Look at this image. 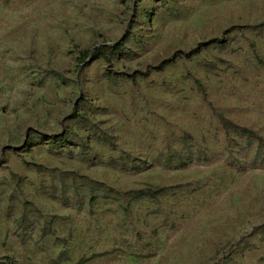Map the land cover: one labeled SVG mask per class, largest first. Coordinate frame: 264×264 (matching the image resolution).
Wrapping results in <instances>:
<instances>
[{
	"label": "rangeland",
	"instance_id": "1",
	"mask_svg": "<svg viewBox=\"0 0 264 264\" xmlns=\"http://www.w3.org/2000/svg\"><path fill=\"white\" fill-rule=\"evenodd\" d=\"M262 22L264 0H0V264H264Z\"/></svg>",
	"mask_w": 264,
	"mask_h": 264
},
{
	"label": "trees",
	"instance_id": "2",
	"mask_svg": "<svg viewBox=\"0 0 264 264\" xmlns=\"http://www.w3.org/2000/svg\"><path fill=\"white\" fill-rule=\"evenodd\" d=\"M259 27H264V22H262ZM212 42H216L218 43L219 40L215 39ZM121 44H116L114 46H108V45H100L98 47H96L95 49L92 50H85L83 52H81L79 54V56L76 58L78 61L79 66L82 65H88V63L90 61L96 60L98 58H103L105 60V62L107 64H111V60L112 58L120 51V46ZM207 45V44H206ZM201 52V46H198L197 48L193 49L192 51L188 52L185 54L186 57H190L193 55H197ZM162 66V65H161ZM160 66V67H161ZM54 75L58 76V78L61 81H65L64 78L62 76H60L57 72H52ZM200 85V83H198ZM84 107L82 104H78L77 106V112L79 113L80 111H83ZM219 120L221 122V124L223 125L224 128L228 129L230 127L235 128L237 131L240 132V134L245 137L246 139H252L254 141H257L260 145L262 144L263 140L262 138H260L257 134H255V132L251 129H247V128H242V127H238L234 124H232L231 122H229L226 118H224L223 116L219 117ZM67 138L66 135H63L61 137V139L63 141H65ZM166 189L165 188H155V189H150L147 193H141L138 194L136 196V199H141L144 197H149L150 199H157V197L162 194L163 192H165ZM96 199H93V201H95ZM66 254L67 252H62L59 256V260L55 263V264H60V260L64 259L67 260L66 258ZM110 253H102V254H95L93 256H91L88 259H82L80 260V262H78L77 264H85L88 261L92 260V259H96L98 257H103L106 256ZM136 257H140V256H136Z\"/></svg>",
	"mask_w": 264,
	"mask_h": 264
}]
</instances>
